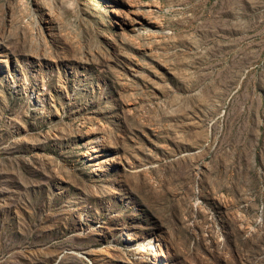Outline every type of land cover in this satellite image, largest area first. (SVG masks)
Segmentation results:
<instances>
[{"label": "rangeland", "instance_id": "1", "mask_svg": "<svg viewBox=\"0 0 264 264\" xmlns=\"http://www.w3.org/2000/svg\"><path fill=\"white\" fill-rule=\"evenodd\" d=\"M0 264H264V0H0Z\"/></svg>", "mask_w": 264, "mask_h": 264}]
</instances>
